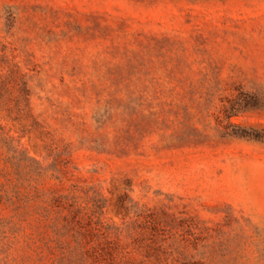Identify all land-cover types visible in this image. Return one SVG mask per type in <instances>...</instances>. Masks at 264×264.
<instances>
[{"label": "rangeland", "instance_id": "rangeland-1", "mask_svg": "<svg viewBox=\"0 0 264 264\" xmlns=\"http://www.w3.org/2000/svg\"><path fill=\"white\" fill-rule=\"evenodd\" d=\"M0 264H264V0H0Z\"/></svg>", "mask_w": 264, "mask_h": 264}, {"label": "trees", "instance_id": "trees-1", "mask_svg": "<svg viewBox=\"0 0 264 264\" xmlns=\"http://www.w3.org/2000/svg\"><path fill=\"white\" fill-rule=\"evenodd\" d=\"M244 136H253V137H258L257 135H255V134H252V133H250V132H245V134H243Z\"/></svg>", "mask_w": 264, "mask_h": 264}]
</instances>
